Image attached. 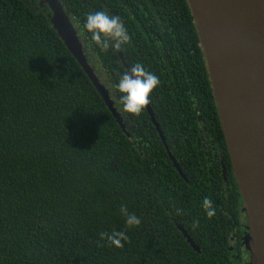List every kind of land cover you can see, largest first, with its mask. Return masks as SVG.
<instances>
[{
    "label": "trees",
    "instance_id": "1",
    "mask_svg": "<svg viewBox=\"0 0 264 264\" xmlns=\"http://www.w3.org/2000/svg\"><path fill=\"white\" fill-rule=\"evenodd\" d=\"M60 1L125 129L47 14L0 0V264H237L242 198L188 0ZM90 11L118 16L129 42L95 46ZM120 54L158 77L149 103L186 178L146 106L123 112ZM121 204L139 225L125 226Z\"/></svg>",
    "mask_w": 264,
    "mask_h": 264
},
{
    "label": "water",
    "instance_id": "2",
    "mask_svg": "<svg viewBox=\"0 0 264 264\" xmlns=\"http://www.w3.org/2000/svg\"><path fill=\"white\" fill-rule=\"evenodd\" d=\"M200 36L231 166L247 222L250 264H264V0H188ZM65 45L125 129L109 89L88 62L77 30L59 0H41ZM129 70L122 54L119 55ZM150 118L180 175L186 178L155 119ZM225 172V169H224ZM189 244L200 250L178 224Z\"/></svg>",
    "mask_w": 264,
    "mask_h": 264
},
{
    "label": "clouds",
    "instance_id": "3",
    "mask_svg": "<svg viewBox=\"0 0 264 264\" xmlns=\"http://www.w3.org/2000/svg\"><path fill=\"white\" fill-rule=\"evenodd\" d=\"M83 29L95 46L102 51L109 48L120 50L130 39L120 18L116 15H109L105 11L88 12L84 17ZM158 84V77L152 72L146 71L141 64L131 65L128 71H124L118 76L115 83L123 112L139 116L145 106L149 104L150 93ZM202 207L208 216L213 215L211 201L207 197L202 199ZM119 212L124 217L126 227L131 228L139 225L140 219L134 213H130L126 205L121 204ZM107 240L111 245L121 247V241H126L127 235L124 231L113 230L108 234Z\"/></svg>",
    "mask_w": 264,
    "mask_h": 264
},
{
    "label": "flooded vegetation",
    "instance_id": "4",
    "mask_svg": "<svg viewBox=\"0 0 264 264\" xmlns=\"http://www.w3.org/2000/svg\"><path fill=\"white\" fill-rule=\"evenodd\" d=\"M27 4H30L33 8L35 9H40L43 13H46L47 16L49 13H51V9L49 8V6L47 5V3H43L41 4V0H25ZM60 1V0H59ZM61 2V1H60ZM62 3V2H61ZM63 5V4H62ZM64 7V6H63ZM65 9V8H64ZM67 13V12H66ZM70 17V16H69ZM71 20V19H70ZM72 22V21H71ZM232 168V166H231ZM243 207V206H242ZM243 211V210H242ZM244 215V220L245 223H243V226H240V230L242 231L243 229L246 231L247 230V222L245 219V214L243 212ZM242 237L241 236V242H239V244L234 241V245H233V249L232 247H230L231 251H235V256L241 259V262H238V264H246L248 262H250L251 260V256H250V251L249 249L247 250L243 244L242 241ZM248 253V254H247Z\"/></svg>",
    "mask_w": 264,
    "mask_h": 264
},
{
    "label": "rangeland",
    "instance_id": "5",
    "mask_svg": "<svg viewBox=\"0 0 264 264\" xmlns=\"http://www.w3.org/2000/svg\"><path fill=\"white\" fill-rule=\"evenodd\" d=\"M243 223H245V220L242 218V219H241V225H242V226H243ZM246 234H247V230L245 231V230L243 229V230H242V236H243V237H242V241H243V244H244L245 248L248 250L247 245H246L245 240H244V237H245ZM233 245H234V242H232L231 245H230V247H232V249H233ZM232 252H234L233 256L238 260V262H241V259L235 256V251H232ZM247 254H248V253H247ZM236 259H235V260H236ZM237 260H236V261H237ZM238 262H236V263L238 264ZM246 264H250V262H248V263H246Z\"/></svg>",
    "mask_w": 264,
    "mask_h": 264
}]
</instances>
